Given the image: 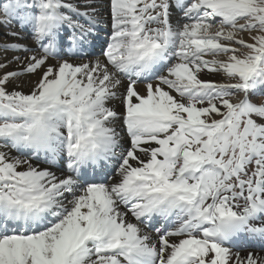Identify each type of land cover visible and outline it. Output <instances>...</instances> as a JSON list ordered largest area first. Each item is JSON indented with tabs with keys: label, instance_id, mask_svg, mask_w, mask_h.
<instances>
[{
	"label": "snow or ice",
	"instance_id": "1",
	"mask_svg": "<svg viewBox=\"0 0 264 264\" xmlns=\"http://www.w3.org/2000/svg\"><path fill=\"white\" fill-rule=\"evenodd\" d=\"M109 6L0 0V264H264V0Z\"/></svg>",
	"mask_w": 264,
	"mask_h": 264
},
{
	"label": "bare ground",
	"instance_id": "2",
	"mask_svg": "<svg viewBox=\"0 0 264 264\" xmlns=\"http://www.w3.org/2000/svg\"><path fill=\"white\" fill-rule=\"evenodd\" d=\"M75 2L84 5L90 2H93V0H75ZM94 6L97 13V19L100 21L99 26L97 28V37L93 41L91 47L88 48V55L82 57V59H93L95 57H101V51L104 47H106V43L108 41L109 36V28H110V12H109V0H94ZM175 22V17H174ZM25 37L24 34H22ZM11 56L13 53H10ZM10 56V58H11ZM102 58V57H101ZM80 59V58H77ZM209 79L215 80L217 82H225V77L223 73L219 74H209ZM36 79L35 76H27L24 78V85H25V91L28 90V88L31 86V82H34ZM141 90H143V85H140ZM264 92V88H258L256 92L250 94V99L253 102H256V99L254 98L256 93ZM242 98V97H241ZM114 106L117 108V110H120L119 102H114Z\"/></svg>",
	"mask_w": 264,
	"mask_h": 264
},
{
	"label": "rangeland",
	"instance_id": "3",
	"mask_svg": "<svg viewBox=\"0 0 264 264\" xmlns=\"http://www.w3.org/2000/svg\"><path fill=\"white\" fill-rule=\"evenodd\" d=\"M22 34H24V33H22ZM24 35L26 37V38H24V42H27V36H26V34H24ZM9 39H11V38L10 37H5V36H0V43H4L5 41H7ZM10 53H12V52H8L7 53L8 58H10V56H11ZM4 56H5V53L2 50H0V60H3L4 59ZM257 93H260V94H257ZM257 93H256L257 94L256 96H257V99H259V102L260 103H264V95L260 91H258Z\"/></svg>",
	"mask_w": 264,
	"mask_h": 264
}]
</instances>
